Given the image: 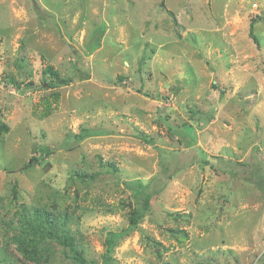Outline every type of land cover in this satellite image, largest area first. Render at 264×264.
<instances>
[{
  "label": "rangeland",
  "instance_id": "374dc122",
  "mask_svg": "<svg viewBox=\"0 0 264 264\" xmlns=\"http://www.w3.org/2000/svg\"><path fill=\"white\" fill-rule=\"evenodd\" d=\"M263 159L264 0H0V264H264Z\"/></svg>",
  "mask_w": 264,
  "mask_h": 264
},
{
  "label": "trees",
  "instance_id": "16d2710c",
  "mask_svg": "<svg viewBox=\"0 0 264 264\" xmlns=\"http://www.w3.org/2000/svg\"><path fill=\"white\" fill-rule=\"evenodd\" d=\"M34 8V7H33ZM252 26H250V31L252 32ZM252 36H253V38L255 39V36L252 34ZM67 80H68V78L67 79H65V78H62V79H60L59 80V83H66L67 82ZM48 87H54L56 84L55 83H48V84H46ZM44 86H45V84H44ZM42 84L41 85H39V87L41 88V87H44ZM30 91H33L34 89H36V87H30V88H28ZM23 91H24V89H23ZM46 148V150L45 151H48L49 152V149L47 148V147H45ZM44 148V149H45ZM43 150V149H42ZM207 158H210V156L209 155H207ZM33 158H31V160H32ZM263 161H264V159H263ZM29 161H28V163L25 165V166H27V165H29ZM212 164L214 165L215 164V162H213L212 161ZM25 166H22L21 167V169H23ZM135 193H139L137 190H135ZM148 200H149V197L147 196V195H145V197H144V204L145 205H147L148 204ZM140 214H138V211H136L135 212V214L132 216V218H131V224H134V223H136L138 220H139V218H140ZM127 230H121V231H119V232H108V234H107V238H106V251L107 252H110L111 250H112V248H113V246H114V244H115V241H116V239L118 238V237H120V236H122L125 232H126Z\"/></svg>",
  "mask_w": 264,
  "mask_h": 264
}]
</instances>
